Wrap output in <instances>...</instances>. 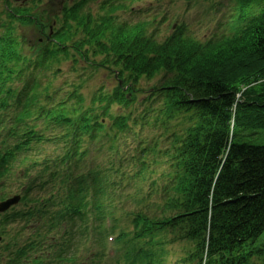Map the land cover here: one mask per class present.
I'll use <instances>...</instances> for the list:
<instances>
[{
  "label": "trees",
  "instance_id": "1",
  "mask_svg": "<svg viewBox=\"0 0 264 264\" xmlns=\"http://www.w3.org/2000/svg\"><path fill=\"white\" fill-rule=\"evenodd\" d=\"M95 1L77 0L71 6L60 7L62 21L73 23L82 36L79 40H73L71 33L59 36L72 47L54 46L49 52L46 44L39 55L34 46L32 54L28 52L23 57L25 39L17 35L16 27H8L0 35V110L3 111L7 101L16 99L19 115L32 113L28 95L39 81V71L49 59L58 60L60 55L68 59L70 52L71 58L78 55L84 61L85 72L118 73L126 91L116 86L112 93L99 99L104 102V112L110 104H117L125 114L132 115L128 109L136 104L140 82L158 79L145 101L150 106L149 112L155 113L154 125L173 122L171 128L162 127L169 135V145L159 166L163 169L169 161L164 170H168V175L164 176L170 182L164 189L159 215L134 216L132 225L135 229L140 227V232L131 245L133 256L125 255V263L168 264L167 250L171 243L164 249L160 234L166 233L168 237L177 232L180 241H192L189 233L194 239L200 235L197 251L184 257L190 264H264V0H231L235 9L232 23H227L228 36L213 34L199 40L188 35L182 25L161 41L153 34L147 35L145 26L130 28L117 24L114 0L102 2L101 16L81 13V5ZM2 4L1 10L7 8L17 25L39 28L46 20L43 10L31 15L25 6L11 8L7 0ZM7 12L3 14L7 16ZM10 22L8 17L6 24ZM139 100L136 98V102ZM78 101L82 104L81 97ZM147 111V108L142 111L144 118H148ZM95 112V107L81 106L66 131L75 144L69 152L72 161L80 142L102 145L103 137L96 133L105 129V125ZM33 116L26 114L24 127L32 122ZM130 120L129 115L112 118L120 132L128 130ZM179 120L187 123L183 137L176 133L178 125H182ZM57 124L64 126L66 122L60 120ZM37 126L33 124L26 135L28 142L35 140L37 133L52 130L47 124L45 129ZM115 142L114 139L110 143L112 150ZM154 146L160 150L159 143L154 141ZM14 150L6 153L5 161L15 156ZM150 164L158 166L154 161ZM116 171L125 172L121 166ZM3 172L0 166V174ZM68 173L72 175V168ZM99 173L89 178L96 183ZM73 179L75 182L70 186L73 200L82 201L89 186L82 178ZM93 192L95 200L104 196L98 185L93 186ZM79 207L72 205L74 221ZM46 235L47 222L42 220L25 255L20 254L13 264H63L67 254L63 248L48 263L35 261L40 259L39 249ZM95 257H101V253L96 252ZM175 261L182 264L181 259Z\"/></svg>",
  "mask_w": 264,
  "mask_h": 264
},
{
  "label": "rangeland",
  "instance_id": "2",
  "mask_svg": "<svg viewBox=\"0 0 264 264\" xmlns=\"http://www.w3.org/2000/svg\"><path fill=\"white\" fill-rule=\"evenodd\" d=\"M30 1L31 0H7L12 8L25 5L29 6ZM59 2V0H55L54 3H50V0H41L39 7H43L44 5L48 4L49 7L45 8L49 11V14H46L47 19L40 24L39 28L38 26H20V24L18 25L17 35L25 39V43H27L28 47L35 46V50L39 52V55L41 54L40 51H42L43 54V48L47 44L46 38H50V36L53 34L50 32V27L54 28L57 31L63 25V22H60L57 19L58 16H62L59 9L60 5L66 4V6H71L74 0H62V3ZM102 2H104V0L99 1L97 4H94V2L85 3L81 5L80 11L81 13L88 12L90 13V15L91 13L93 15L101 14L100 7ZM131 2H134L133 6L130 5ZM116 6L119 9H117V12L115 14L117 24L126 23L127 26H133L143 21H148V19L146 18L142 19L143 14L147 13L149 10L159 9V18L165 17V20L161 23L162 26L167 23V15L171 19L177 18V24L179 26L183 25L187 34L196 37L197 39L210 37L216 32L217 34H220L223 29H226V21L232 13V3L230 2V0H114V7ZM1 8L2 6H0V9ZM224 13L226 14L225 18L223 17ZM65 14L66 13H64V15ZM51 19L56 22L52 24ZM74 26L75 25L72 23L70 33L73 34L75 36L74 39L77 40L81 38V35L76 31ZM70 46L72 47V45ZM84 49L86 50L88 48L86 47ZM73 56L75 57V59H77V61L80 62V64H78V67L75 66L77 70L69 69L74 65L72 64L71 59L69 61L64 60L63 58H66L65 56H59L62 59L61 64L58 63L57 59H49L47 64H45V70H48L52 67L58 70V80L57 82H55V85L61 87L64 90H67V92L73 91L72 86L78 87V91L75 95H80L86 103L90 102L92 95L101 87L105 88V93L107 92V94H110V89L115 85V83L117 84V81L113 82L112 78L108 76V73L104 70H99L98 73H94L90 70L86 72L83 71L82 69H84L85 67L84 61L81 62L78 55ZM69 57H71V54ZM53 62L56 63V66L52 64ZM157 80L158 79H153L151 82H145L144 80H142L138 85L137 89L140 92L135 97L136 104L128 109L133 113L132 115L128 114L131 117V120L128 122L129 131H125L124 133H117L116 129L107 122V128H112V130L119 136L118 161L122 169L125 170V176L129 178V182H127L126 179L122 177V181L126 182L118 184L116 192L119 193L121 190L126 188L127 193L121 196V201L125 203L126 208H128L130 212L148 210V212L151 213L156 211L162 206L164 202V189L169 186L168 180L166 179L164 184V179H162V174L167 172V170L165 172L164 170L167 169L169 161H166L164 163L163 169H161V167L159 166L167 155L165 153V150L168 149L169 145V143H167L169 135H166L164 130L166 128H171L173 122L165 121V123L154 125L155 113L149 112L150 106H148L147 101H145V97L149 95L152 90L150 88H153V86L156 85ZM136 98L140 100L136 102ZM146 108L148 110L146 112L148 118H144V116L142 115V111H144V109ZM116 110L118 109L115 108V111ZM116 112L118 113V111ZM179 121L180 122L178 123L182 125H177L181 129L185 128V124L187 123L183 122V120ZM133 124L135 125L134 128H132ZM162 127L164 129L163 131ZM137 132H140L141 137L143 139L147 138V140H154L159 136L157 139L159 141L160 150L159 154L155 156V163H157L158 166L151 167L149 169V172L144 175L145 177L141 180V182L148 181L145 184H142L134 179L130 180V177H132L136 171L135 168L138 169L139 167V164L136 160L143 156L142 159L147 158V162L150 163V160L152 159V153H146L142 155V148L137 149V147L134 146L133 138L134 134H136ZM112 135V133H107V137H103V151L100 153V156H97L94 160L96 164H106V162L111 159V157L106 156V145H108L112 141ZM262 143H264V141ZM136 149L138 152L136 151ZM118 161L116 159V162ZM139 190L142 191V194H140ZM119 199L116 200L119 201ZM136 200H140V203H137ZM174 233L175 232H172L170 234ZM172 236H175L177 239L174 240ZM160 238L163 241L164 249H166V246L171 243L168 246L167 254H170L168 264H172L176 258H180V256L177 255L180 243L172 242L178 241L180 239V235L176 232L175 235H169L167 237L166 233H162L160 234ZM262 243H264V240H262ZM101 264L121 263L102 261Z\"/></svg>",
  "mask_w": 264,
  "mask_h": 264
},
{
  "label": "bare ground",
  "instance_id": "3",
  "mask_svg": "<svg viewBox=\"0 0 264 264\" xmlns=\"http://www.w3.org/2000/svg\"><path fill=\"white\" fill-rule=\"evenodd\" d=\"M61 7V6H60ZM60 7H59V9H60ZM63 27L65 28V23L63 24Z\"/></svg>",
  "mask_w": 264,
  "mask_h": 264
}]
</instances>
